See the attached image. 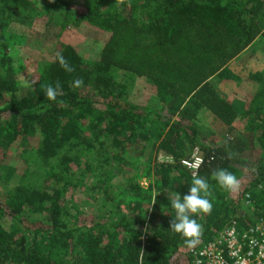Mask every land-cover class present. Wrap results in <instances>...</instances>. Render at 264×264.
I'll list each match as a JSON object with an SVG mask.
<instances>
[{"label": "trees", "instance_id": "obj_1", "mask_svg": "<svg viewBox=\"0 0 264 264\" xmlns=\"http://www.w3.org/2000/svg\"><path fill=\"white\" fill-rule=\"evenodd\" d=\"M41 1L69 13L74 22L85 21L105 32L118 25L126 9L144 11L150 27L164 34L171 30V22H176L180 28L204 17L231 34L237 49L249 44L260 33L256 16L264 3V0H247L244 5L236 0H126L124 5H119L117 0ZM30 4V0H0V21L15 9L27 11ZM57 53L68 59L73 72L67 73L59 66ZM225 72L218 71V77ZM89 75L91 71L72 47L61 45L53 61L31 81L23 95L9 96L0 105V157L9 143L35 132L40 136V152L50 156L62 144L85 136L86 132L95 139L111 137V145H118L119 138H133L140 131L143 139H152L154 151L170 157L171 162H159L150 167L146 162L145 174L150 172L153 178L146 188L148 193L134 183L133 175H126L120 167L99 173L95 183H88L86 188L90 192L96 188L104 198L101 205L105 209L92 214L77 206L76 188L84 183L67 170L65 179L59 181L56 177L54 185H18L8 201L0 202V264H186L188 247L180 234L169 229L175 211L170 204L171 197L166 194L178 192L183 198L188 193L193 177L186 171L174 177L170 175L171 171H178L177 162L185 151L195 150L201 157L195 174L208 180L212 192L209 197L213 204L211 214L192 217L201 220L200 241L207 240L232 218L240 226L250 223V218L239 206L243 195L247 193L250 201L264 206V78L260 73L252 75L261 83L242 111L204 81L192 89L182 106L178 104L173 108L165 104L166 115L122 102L104 88L88 90L85 82ZM77 78L83 85L73 88ZM57 81L61 84V92L55 101H50L45 87L54 86ZM8 88H11L8 81L0 76V92ZM199 108L225 126H230L238 114L245 117L248 140L255 143L259 151L255 167H248V161L241 156L247 140L231 136L217 143L198 129L191 111ZM146 125H152L151 136L144 133ZM110 158L121 160L116 152ZM64 159L74 164V158ZM85 169L89 170V166L85 165ZM98 169L100 172L101 167ZM215 169H226L234 174L239 189L235 192L221 189L211 178ZM113 177L115 182L110 183L109 178ZM117 178L122 180L120 185L116 183ZM111 186L115 188L112 193ZM150 189H154L155 196L151 197ZM151 198L154 204L151 213L156 211L160 216L157 225L148 223L142 208ZM24 207L36 213L37 218L24 216L21 213ZM153 216L149 214L148 219Z\"/></svg>", "mask_w": 264, "mask_h": 264}, {"label": "rangeland", "instance_id": "obj_2", "mask_svg": "<svg viewBox=\"0 0 264 264\" xmlns=\"http://www.w3.org/2000/svg\"><path fill=\"white\" fill-rule=\"evenodd\" d=\"M65 1L78 3V0ZM236 1L244 5L247 0ZM30 2L27 11L15 9L8 18L0 21V76L11 86L0 92V105L9 96L23 95L63 44L70 45L91 71L85 82L88 90L104 88L122 102L160 111L163 115L168 113L165 104L173 108L178 104L182 106L192 89L204 81L242 111L261 83L252 75L260 73L264 78V3L256 16L260 33L249 44L237 49L231 34L204 17L180 28L176 22H171L173 31L164 34L150 27L144 11L126 9L118 25L105 32L85 21L74 22L72 15L47 2ZM220 70L226 72L218 77ZM191 117L198 129L217 143L231 136L247 140L241 156L248 161V167L256 166L259 151L256 144L248 140L243 115L238 114L230 126L223 125L203 108L193 109ZM151 127L145 126V135L151 136ZM84 135L70 139L50 156L40 152L37 132L9 143L0 157V202L8 201L18 185H54L56 177L59 181L65 179L67 170L84 183L76 188L77 206L92 214L105 209L101 205L104 198L96 188L92 193L86 188L88 183H95L99 173L120 167L126 175H133L134 183L148 193L146 188L153 178L150 172L145 174L146 162L149 167L159 162H171L167 156L155 152L151 147L152 139H143L140 131L133 138H119L118 145H111V137L95 139L90 132ZM114 152L118 153L120 161L110 158ZM195 155L199 156L195 150L185 151L180 159ZM66 157L74 158V164L65 160ZM179 161L178 171L173 170L170 175L174 177L180 171L189 175ZM98 167H101L100 172ZM115 179L109 178L110 183ZM116 181L118 185L122 182L118 178ZM114 189L111 186V193ZM150 192L151 197L155 196L154 189ZM173 193L166 194L172 197ZM142 205L148 223L157 225L160 216L156 211L151 213L152 198ZM239 206L251 218L264 208L260 202L246 204L243 199ZM21 213L31 219L37 218L36 213L25 207ZM149 214L154 215L153 218L148 219ZM196 221L201 224L199 218Z\"/></svg>", "mask_w": 264, "mask_h": 264}, {"label": "built area", "instance_id": "obj_3", "mask_svg": "<svg viewBox=\"0 0 264 264\" xmlns=\"http://www.w3.org/2000/svg\"><path fill=\"white\" fill-rule=\"evenodd\" d=\"M179 162L193 177L202 159L195 155ZM243 201L250 203L247 193L243 195ZM248 217L250 223L247 226H240L232 218L207 240L199 241L192 249L187 248L186 264H264V210L255 217Z\"/></svg>", "mask_w": 264, "mask_h": 264}, {"label": "clouds", "instance_id": "obj_4", "mask_svg": "<svg viewBox=\"0 0 264 264\" xmlns=\"http://www.w3.org/2000/svg\"><path fill=\"white\" fill-rule=\"evenodd\" d=\"M117 2L119 5H124L126 0H117ZM56 62L65 72L71 73L74 71V68L62 53L56 54ZM82 85L83 81L79 78L75 79L72 84L73 88H80ZM60 92L61 84L59 81L54 86L49 84L45 87L46 97L50 101H55ZM211 178L216 181L221 189L228 192H235L240 187L236 176L226 169L213 170ZM211 196L212 192L208 180L200 177L197 173L193 175L188 193L183 198L176 192L173 193L170 199L171 207L175 211V218L171 219L169 229L173 233L180 234L189 249L194 248L199 243L203 231L202 225L192 217L211 214L213 208V204L209 199Z\"/></svg>", "mask_w": 264, "mask_h": 264}, {"label": "crops", "instance_id": "obj_5", "mask_svg": "<svg viewBox=\"0 0 264 264\" xmlns=\"http://www.w3.org/2000/svg\"><path fill=\"white\" fill-rule=\"evenodd\" d=\"M208 112V111H207ZM209 113V112H208ZM210 114V113H209ZM215 118V117H214ZM216 120H218V119H216ZM219 121V120H218ZM220 122V121H219ZM234 122V121H233ZM221 123V122H220Z\"/></svg>", "mask_w": 264, "mask_h": 264}]
</instances>
